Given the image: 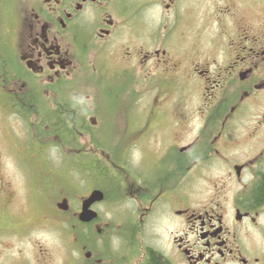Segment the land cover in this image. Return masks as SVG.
<instances>
[{
    "label": "flooded vegetation",
    "instance_id": "flooded-vegetation-1",
    "mask_svg": "<svg viewBox=\"0 0 264 264\" xmlns=\"http://www.w3.org/2000/svg\"><path fill=\"white\" fill-rule=\"evenodd\" d=\"M192 3L0 0L12 18L0 31V105L41 109L44 153L72 146L83 264H152L153 254L167 264H264V202L252 201L264 179V0H197L194 16ZM192 82L202 106L185 108ZM103 93L123 101L113 121ZM128 97L139 117L130 138ZM109 122L128 131L119 153ZM98 158L109 188L83 187ZM95 190L97 217L82 221ZM102 234L106 255L94 247Z\"/></svg>",
    "mask_w": 264,
    "mask_h": 264
},
{
    "label": "rangeland",
    "instance_id": "rangeland-1",
    "mask_svg": "<svg viewBox=\"0 0 264 264\" xmlns=\"http://www.w3.org/2000/svg\"><path fill=\"white\" fill-rule=\"evenodd\" d=\"M196 1L193 0L192 3L193 16L200 10V7L195 5ZM162 9L163 7L161 11ZM11 19L9 11H0L1 32L4 30L9 34ZM161 19L168 22L167 17L161 16ZM194 22L195 19V25ZM3 39L2 37L1 40ZM98 77L106 80V76ZM99 78L95 80L98 81ZM114 85L112 83V86ZM194 85L195 82L188 83L191 92L187 97L193 95L185 102V108L202 106L201 90H195ZM34 87L38 92L41 91L37 82ZM128 98V116L122 117L121 121L125 128L129 129L130 138L131 133H136L134 129L138 127L139 117L136 104L132 105L135 100ZM101 102L103 114L111 118V121L117 119L116 110L122 107L123 101H120L118 96L103 93ZM175 107L184 108V103L177 101ZM9 108L10 106L0 105V264H76L79 260L83 264L76 250L75 198L79 190L76 185L74 194L72 146H54L44 153L46 139L42 133L45 129L44 125L38 122L41 109L33 107L36 108L35 111H27L25 107L19 110L18 107L10 110ZM33 122L36 123L35 126L32 125ZM109 124L111 125L110 122ZM106 130H111L109 136L112 139V152L119 153L121 145L127 139L128 131L125 130L122 136L113 125L110 129L106 127ZM94 166L95 168H90L89 176L85 175L80 179L82 186L85 187L92 181L95 185L109 188L106 184L108 179L104 181L102 178L103 174L110 173L108 163L98 158ZM77 176L76 174V182ZM63 199L69 204L66 209L57 206L58 203H63ZM101 209L100 213L105 217L106 205H101ZM116 214L120 215V211ZM108 242L107 234L98 235L94 241L96 252L106 255Z\"/></svg>",
    "mask_w": 264,
    "mask_h": 264
},
{
    "label": "water",
    "instance_id": "water-1",
    "mask_svg": "<svg viewBox=\"0 0 264 264\" xmlns=\"http://www.w3.org/2000/svg\"><path fill=\"white\" fill-rule=\"evenodd\" d=\"M103 198V194L99 190H95L92 194L84 201L83 211L81 213V219L84 221H89L97 216V213L90 209V206Z\"/></svg>",
    "mask_w": 264,
    "mask_h": 264
},
{
    "label": "trees",
    "instance_id": "trees-1",
    "mask_svg": "<svg viewBox=\"0 0 264 264\" xmlns=\"http://www.w3.org/2000/svg\"><path fill=\"white\" fill-rule=\"evenodd\" d=\"M94 171H95V169H94ZM97 171H99V170L97 169ZM98 177H100V175ZM102 178L104 181L107 180L105 174L102 175ZM96 180H98V179H96ZM106 182H108V180ZM252 201H253V203H256V204L264 202V179L261 181L259 186L254 191ZM152 264H167V263L165 261H163L158 255L153 254L152 255Z\"/></svg>",
    "mask_w": 264,
    "mask_h": 264
}]
</instances>
